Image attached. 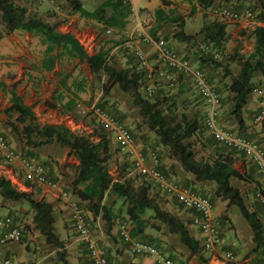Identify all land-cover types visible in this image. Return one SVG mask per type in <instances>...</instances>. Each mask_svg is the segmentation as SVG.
I'll return each mask as SVG.
<instances>
[{
  "label": "trees",
  "instance_id": "obj_1",
  "mask_svg": "<svg viewBox=\"0 0 264 264\" xmlns=\"http://www.w3.org/2000/svg\"><path fill=\"white\" fill-rule=\"evenodd\" d=\"M65 1L71 7L72 11L77 12L81 17L100 23L104 30L106 28L118 31L124 30L128 25L129 16L132 13L130 0H102L99 5L92 10L86 9L80 0ZM195 1L196 5L204 11L212 9L216 0ZM222 1L228 2L231 0ZM234 1L238 2L237 5L232 7L234 10L242 11L244 9H249L252 11L254 19L257 22L264 23V0ZM244 3H252V5H254L253 9L244 7ZM195 10L196 6L192 8V13H195ZM173 13V10L165 11L162 7L157 8L154 13L156 27L158 28L165 23L176 22L179 24L177 31L174 33V37L177 40L185 43H195L197 42V35L199 32L202 35V40L210 44L215 51L220 53L224 50V43L228 35L224 24L213 21L210 24L202 26L198 32L187 34L184 31L185 22L183 17L180 15L173 16ZM0 16L6 31L23 30L38 35L41 38L42 43L45 45V56L41 60V67L43 69L51 70L55 66L56 61L60 60L62 55H66L86 63L92 74L96 75L98 79L103 78L102 87L106 92L116 85L122 92L129 94L132 99V104L138 109V114L147 129L155 134L157 145L167 148L168 155L179 162L183 171L191 173L195 180L213 182V196L221 201H225L226 208L231 206L237 207L239 213L250 227L252 234L253 247L248 254L251 256L250 262L251 264H264V224L256 211L249 210L244 202L242 193L231 182L234 179L243 181L246 179L236 170L228 155L221 154L211 161L198 160L196 158L190 138L203 127L206 131L203 121L202 127L195 117L189 118L184 113H178L175 101L172 95H170L172 91L168 90L163 82L157 86L154 97L149 99L145 97L144 94V67L134 55L138 68H118L115 62L111 60L108 49L98 46L93 53H88L74 34L70 32H61L57 29V24H51L36 15H30L26 6L17 5L14 0H0ZM149 34L155 35V31L150 29ZM252 36L254 38L253 50L246 56H241L239 58L241 63L238 73L236 75H230L228 66H223L225 77L230 75L229 83L226 86L227 90L231 93L229 96V101L231 102L229 113L233 116L239 129L244 126L242 115L243 107L249 95L253 93V88L257 87L253 82L254 73L259 72L264 77V25L255 26L252 30ZM198 56L199 61H196L198 65H193L200 68L210 82V78L214 75L211 77V72L205 71V68L211 70L212 61L216 62L217 59L204 56L200 48L198 50ZM153 58L155 59L154 55ZM175 76L182 77L183 79L189 78L190 82L192 81L190 76H185L183 74H175ZM62 83L64 84V81H62ZM75 88L76 90H81L82 85L75 84ZM215 88L221 97L222 104L224 100L220 91L217 89L218 87L215 86ZM0 89H6V84L1 80ZM9 93L10 104L6 106L3 111L8 117H11L14 113L16 114L15 120L22 126L20 135L22 139L25 140L26 145L36 148L42 145L56 143L60 147L68 149L69 153L72 154L78 162L72 183V193L76 197L75 202L84 210L85 208L89 210L93 216L100 215L105 221L107 229L112 225V218H115L117 216L116 214L122 212L121 214H125L128 222L132 224L129 229V235L134 241H142L157 247V245L149 241L137 238L143 234L146 227H155L154 222H151V220H156L165 224L171 233L178 234L180 241L188 248L191 254H198L200 250H202L199 243L200 241L191 235L185 222L179 219L175 214L163 209L158 199L156 200V198L150 194L151 186L155 188L157 194L159 193L161 196H165V194L158 189L153 180L145 177L134 169L128 156L121 153L118 146L116 148L117 151L126 156L132 170H134L138 176L140 175L146 179L147 182L134 184L132 179L125 177L123 173L118 179L112 177L107 166V162L112 154L111 138L105 131L95 130V133L85 135L76 133L62 124L40 125L36 123L34 112L31 107L23 102L21 96L16 93L14 87L9 89ZM74 95L73 98H69L64 104L69 109L75 104ZM159 95L162 96V101L159 100ZM98 106L111 113L104 105L98 103ZM111 114L119 122L124 124L117 115L114 113ZM124 125L130 131L135 142L138 143L139 141L133 129L126 124ZM112 140H116V137L113 135ZM207 141H209L212 146L216 143L211 136ZM143 143L147 144L148 142ZM148 144H150L158 154L155 146L151 143ZM223 155L224 157H222ZM157 169H159L167 179L180 183L172 177L169 170L161 166V163L157 166ZM48 175L52 180L56 181V178L52 177L49 169ZM182 185L190 188V190L196 193L207 196L204 192L196 191L188 185ZM26 187L28 186L26 185ZM0 196L4 200L12 203H27L33 211L34 226L43 236L45 244L50 248L54 247L57 249L56 256L60 264H68L65 259L64 243L55 232V215L52 205L43 199L34 198L33 194L27 190L18 189L9 178L3 175H0ZM109 196L114 197V199L105 203V199ZM115 199H119L121 202L120 205L122 206L117 210L118 212L114 210ZM209 200L213 204L211 197H209ZM175 203L183 208L177 201H175ZM185 210L190 212L191 218L194 214H198L191 209ZM148 211H150V213L146 215ZM7 216L13 218L11 214H7ZM223 217L219 220L221 226L224 223L223 220L226 219L225 215ZM13 222L16 224V219L13 218ZM22 239L23 232L21 231V240ZM122 240L125 241L123 238ZM125 242L130 244L128 241ZM226 248L228 247L226 246ZM169 257L173 259L172 256L169 255ZM199 258L201 261L206 260L202 256ZM27 259L30 262L28 256Z\"/></svg>",
  "mask_w": 264,
  "mask_h": 264
},
{
  "label": "rangeland",
  "instance_id": "obj_2",
  "mask_svg": "<svg viewBox=\"0 0 264 264\" xmlns=\"http://www.w3.org/2000/svg\"><path fill=\"white\" fill-rule=\"evenodd\" d=\"M80 1L86 9L92 10L97 7L102 0ZM14 2L17 5L26 6L30 15H36L49 23H61L63 24L62 27H66L68 24L69 26L76 25V28L81 26V29L83 30L80 31L77 29L78 31H76V33L80 39V43L83 45L86 51L88 53H93L95 48L98 46L108 49L111 60L115 62L118 68H138V64L135 57L133 56L132 51L134 46L139 47L144 52L146 60L149 62V64H151V66L156 64L153 58L151 46L142 41L137 33L133 32L134 25L137 20H140L142 28L145 31L149 33L150 29L154 30L155 35L151 34L152 36L165 40L170 46L173 47L174 50H178L179 53L184 50H189L187 53L190 54L189 59L194 65H198L196 64V61H199V46L204 43L202 40V35L198 32L199 29L213 21L222 23L226 26L225 22L227 21L226 19L215 15L211 9L204 11L201 10L196 5L195 0H161V4H163V9L165 11L173 10V16L180 15L183 17L185 22L184 31L187 34H194L195 32H198L197 42H183V48L175 49L171 41L176 43L174 42V33L177 31L179 24L176 22H169L162 24L157 28L154 21V12L153 14H150L145 9H140L144 7L143 1L140 2L139 0H135V8L140 10L137 13L132 11L129 16L127 28L121 31L123 33L118 30H113V32L108 36L103 34L104 29L102 26L95 25L86 18L83 22L79 23L76 16L80 15L72 11L71 7L65 0H14ZM170 2L174 3V7L167 9L166 5ZM53 5L58 6L60 9L57 11L53 10ZM220 5H223L222 0H216L214 7ZM194 6H196V10L195 13H192V8ZM244 7L253 9L254 5H252V3H244ZM79 19L82 18L79 17ZM135 19L137 20L135 21ZM254 20H248V26L245 28L246 31L241 34V38H237L232 31H229L227 39L224 43V50L219 53V57L216 62L212 61V64L210 63L212 65L211 70H213V72H215L214 70L216 69H220L218 74H221L219 75L221 78H218V83H220V88L224 89V91L226 90V92V86L229 83V79H224L226 75L223 66H228L230 75H236L238 73L241 63L239 58L241 56H246L251 50H253L254 47V38L252 36V26H254L252 21ZM69 26L65 28V30H67ZM86 34H88L90 37L86 36ZM130 36L132 38H130ZM126 41H131L133 46L127 47L125 45ZM117 45L118 47L114 49V47ZM44 50L45 45L42 43L41 38L38 35H34L23 30H14L8 32L6 31L5 25L2 22L0 16V80L4 81L6 84L5 90L0 89V133L7 137L9 142L13 147H15L17 151L21 152L25 156L35 158L50 169H52L51 166H54L53 168L59 169V167L62 166L77 165L76 158L69 153L68 149L62 148L56 143L42 145L36 148L26 145L25 141L20 135L22 126L15 120L16 114L14 113L11 115V117H8L3 111L6 106L7 99L10 98V93L8 91L11 86H14L16 93L20 95L24 101H27L31 105L41 103V106L34 113L36 123L40 125L62 124L76 133H82L85 135L93 134L95 133V130L105 131L111 138L112 154L107 162V166L112 177L114 179H118L123 173L125 177L131 178L134 184L147 182L146 179L140 175L138 176L137 173L132 170V167L130 166L126 156L117 151L113 142L114 140H112V134L100 126L94 119L93 115L87 111V109H82V107L77 106V102L72 106L71 109L63 110L61 108L62 100L59 99V95L62 94L63 97L67 96L66 93H64L66 90L59 81L57 86L60 87L59 89L61 91L58 92L59 89H56V85L51 83L52 80L55 79V75L52 73V71L44 72L40 69V61L44 55ZM59 68L61 72L59 73L58 77L61 79L65 78L67 85L75 90L76 100L80 104L87 107L95 102L104 105L111 113L117 115V117L120 118L124 124L133 129L138 141L148 142L154 146H158L155 134L147 129L146 125L138 114V109L132 104V99L129 94L122 92L116 85L106 92L102 87L104 79H98L96 75L90 72L86 63L80 62L78 59L69 58L68 56L64 55L61 57ZM215 76H217V73L214 74L212 78H210V82L217 87V81H213ZM176 78L178 82L177 88L174 89L170 95H172L175 101L178 113H184L189 118L195 117L202 126V103L199 95L195 91L189 78L183 79L179 76ZM253 82L256 86H260L264 89V77L259 72L254 73ZM75 84H81L82 89L79 91L76 90ZM229 96L230 94L228 92L225 96H223L224 101L222 102V105L229 102ZM158 98L160 101H162L161 95H159ZM63 100L65 101L66 98ZM208 139H210V135H208L207 131L204 130V127L190 138L197 159L198 156H200L201 144H209L212 146L209 141H207ZM201 140H203V142ZM223 151H226V149L223 148ZM48 152H50V154ZM21 182L25 185V187L26 185L28 186L23 190L31 192L34 198H41L42 189L40 187H37L32 183H27L25 179L23 181L21 180ZM232 184L234 185V182ZM16 186L18 189H20L18 185ZM193 189L199 192H204L208 197H211L212 202L215 203L216 198L213 196L214 183H205L204 187L201 189ZM67 191L69 192L70 199L75 198L72 190L67 189ZM150 194L158 199L160 203H162V207H165L167 199H165L159 193L157 194L153 186H151ZM112 199H114V197L109 196L104 202L107 203ZM120 203L121 202L119 199H115V212H118L117 210L122 207ZM6 205L10 208H15L14 211L17 213V215L13 214L15 216H13V218L16 219L17 223L23 225V229L27 231L37 230L34 226L33 211L27 203H12L4 200L0 196V208L6 207ZM170 206L171 211L174 212L175 215L181 213V216H183L185 220L190 218V212L188 210H182L183 208L179 207L174 202H171ZM6 210V208L2 209L0 211V216H3V214L6 213ZM121 213L122 212H119V214L115 213L117 215L115 218L119 219V224L125 225L128 229L131 228L128 219H126ZM149 213L150 211H148L146 215ZM230 215L235 229L239 232V234L246 235L247 231H250V227L239 213L237 207H233ZM223 221L224 223L221 226L222 233L226 231L228 225L227 220ZM226 234L227 237L230 235L234 236L233 231H228ZM174 236V238H176L178 249L183 251L185 248L188 250V248L180 241L179 235L175 234ZM20 242L21 241L16 243ZM42 244L43 243H40V241H37V246ZM32 246L35 247L36 243ZM206 253L207 252L200 250L198 254H190L185 256L181 252L179 253V258L173 255L172 257L175 259L177 264H236L242 261L241 259L240 261L229 263L216 255L217 262L211 263L209 262V255ZM200 256L206 260L201 261L199 258Z\"/></svg>",
  "mask_w": 264,
  "mask_h": 264
},
{
  "label": "crops",
  "instance_id": "obj_3",
  "mask_svg": "<svg viewBox=\"0 0 264 264\" xmlns=\"http://www.w3.org/2000/svg\"><path fill=\"white\" fill-rule=\"evenodd\" d=\"M136 1H138V0H136ZM139 1L144 2L143 3L144 7L140 8V9H145L150 14L151 13L153 14V12L155 13V10L159 7L163 8V4H161V0H139ZM130 2L132 5V11L134 13L139 12L140 9L135 8V0H130ZM172 2H174V1H172ZM172 2H170L169 4L166 5L167 9H171L172 7H174L173 6L174 3H172ZM222 3H223V5H220V6H226L229 8H232L238 4V2H236L234 0H231L228 2L222 1ZM73 16H75V15H73ZM76 17H77V21L79 23L83 22L85 20L84 17H81V16H76ZM79 17H81L82 19H79ZM87 20L93 22L95 25L102 26L100 23H98L94 20H91V19H87ZM136 20L137 19H135V21ZM137 22H138V20H137ZM137 22H135V25L137 24ZM248 22H249L248 20H240V21H233V22H231L230 20H227L225 22V24H226L225 30H226L227 34L229 33V31H232L233 34L237 38H241V36H242L241 34L244 31H246L245 28L248 26ZM252 22L254 23V26H252V29H254L255 26H257V25H264V23H260V22H257L255 20ZM51 24H57V23H51ZM62 26H63V24H61V23L57 24V29L61 32H70V33L74 34L75 37L80 42V39L78 38L76 31H78L77 29H79L80 31L83 30V29H81V26H79L78 28L75 27L76 25L69 26V24L66 25V27H62ZM68 26H69V28L67 30H65V28H67ZM82 32H84V31H82ZM121 33H123V32H121ZM82 34H84V33H82ZM103 34H104V32H103ZM86 36L90 37L88 34H86ZM130 38H132V37L130 36ZM174 42H176V43H173L171 41V43L175 47V49L183 48V42L177 40L176 38H174ZM117 47H118V45L116 47H114V49ZM187 52H189V50H184L181 53L188 57V56H190V54ZM44 56H45V52H44L43 57ZM62 56H64V55H62ZM43 57H42V59H43ZM61 57H60V60H61ZM60 60L56 61L55 66L51 70L43 69L41 67V61H40V69L43 70L44 72L52 71V73L55 75V79L52 80L51 83H54L56 85V89L58 90L60 87L57 86V84H59V81H60V84L67 91V92L66 91L64 92V93H66L67 96L63 97L62 94H60L59 99L62 100L61 108L63 110H66V109L68 110L69 108H67L64 104L69 98H73V95L75 94V90L73 88H71L69 85H67V83L65 82V78L61 79L58 77L59 73L61 72L60 68H59ZM196 64H197V62H196ZM206 70H208V72L209 71L211 72V77L217 73V76H215L213 78V81L214 82L217 81L216 82L217 87H218L217 89L220 91L222 98H223V96H225L227 94V92L231 95V93L228 90L226 92V90L224 91V89L220 88V83H218V78H221V76H219L221 74H218L220 69L214 70L215 72L211 71L209 68H206ZM229 78H230V75L225 77L224 79L228 80ZM62 81H64V84L62 83ZM46 83H47V81H46ZM11 87H14V86H11ZM59 91H61V90L59 89L58 92ZM74 96H75V103L77 102L76 103L77 106L82 107V109H87V111H88V109L92 105L98 106V103H96V102L92 103L88 107L84 106L76 100V94ZM64 98H66L65 101L63 100ZM199 98H200V96H199ZM9 99L10 98L7 99L6 106H8L10 104ZM227 100H228V98H227ZM23 102L26 105L30 106L34 113L41 106V103H37L36 105H33V104L31 105L27 101L23 100ZM230 107H231L230 101L227 104H223V105L221 104L220 112H219V123H220V125L224 128L233 130L234 132H237L242 136L246 135L248 138H250V139L252 138L253 140L258 141L264 147V119L261 123L254 122V118H255L256 114L258 113V110H259V97L254 93H251L249 95L247 102H246V104L242 110V115H243V119H244V126L241 129H239L237 127L233 116L229 113ZM202 114H203V104H202ZM243 134H245V135H243ZM201 141L203 142V140H201ZM113 142H114L115 147L117 148L116 140H114ZM142 143H143V141L142 142L139 141L137 143V145L141 146ZM11 146H12V144H11ZM12 148L14 150H16L15 147L12 146ZM155 148L158 151L159 161L161 163V166L163 168L169 170L172 177L175 180H177L178 182H180L184 185H188L189 187L196 188V189H201L202 187H204L205 183H207V184L210 183V181H197L194 179V176L191 173H187V172L183 171L179 162H177L176 160H174L173 158H171L168 155L167 148L161 147V146H155ZM223 148L224 147L222 145H219L216 143L214 146H210L209 144H201L200 145V156H198V160L202 159L204 161H211L212 159L219 157L221 154L228 155L232 160L233 166L246 179L244 181L234 179L231 182L232 183L234 182V186H236L240 190V192L242 193V196L244 198V202H245L246 206L249 208V210L256 211L258 213V215L260 216L261 221L264 224V210H262V208L260 207L261 205L255 196V193L258 190L262 191L264 194V180L260 177V175L258 174L254 165L249 161V159L247 157H245L244 154L230 150V149H227V148H225L226 151H223ZM48 153L50 154V152H48ZM222 157H224V155ZM77 164H78V162H77ZM8 165H12V166H8ZM76 166H62V167H59V169L53 168L54 166H51L52 169L47 167L50 170L52 177L56 178V181L58 184V189H50V188H47L46 186H39L35 183H33V184L42 189L41 190L42 196L40 199L41 200L43 199L52 205V208L54 210V215H55V223H54L55 232L64 243L65 259H66L67 263L68 264H91V262L88 258V254H87L85 244L80 239V237L77 235L75 230L73 229V227L71 225V221H70V203L69 202L76 201V197L73 199L69 198L68 200H63L62 198L60 199V197H59L60 190H67V189L72 190V183H73L74 176H75ZM245 174L249 175V176H246ZM0 175H3L5 177L9 178L11 180V182L18 185L20 189L23 190L24 188H26L25 185L21 182V180L22 181L24 180V176H23V170H22L20 163L18 161H14L12 163H7L4 160L1 153H0ZM28 183H30V182H28ZM253 189H254V192H253ZM163 197L165 199H167V201H166L165 207H162V203L159 202L161 207L163 209L171 212L172 214H175L174 212L171 211V208H170L171 202L175 203V201L173 199L166 197V196H163ZM233 207H235V206H231V207L226 208V202L221 201L218 198H216L215 203H213V215L218 220H220V218L223 217L224 215L226 216L225 220H227L228 225H227L226 231L222 233L223 240H224L225 245L234 252L235 261H240L242 259V261L240 263H236V264H251V262H250L251 256L248 255L249 251L253 247L252 234L250 232L251 230L247 231L246 235L245 234L241 235L235 229V226L233 225V223L231 221V215H230V212L233 210ZM4 208H6L7 210H6V213H4L3 215H7V214H11L12 216H14L15 214L17 215V213L14 211V209H15L14 207L10 208L9 206L6 205V207H1L0 211ZM182 210H184V208ZM85 212H86L88 226H89L92 234L95 235V237L98 239L100 245L105 250V255H106V258L109 262H111L113 264H155L154 259L152 257L144 256V255H138V254L133 253L131 250V245L122 240V238L119 235V225H121V224H119L120 222H119L118 218L114 219V217H113L112 218V225L109 229H107V227H105V221L101 218L100 215L93 216L92 213L87 209L85 210ZM123 215L125 216V218H127L125 214H123ZM181 215H182L181 213L176 214V216L179 219H181L182 221L185 222V224L187 225L191 235L201 242L202 236H201L198 228L191 223V219H192L191 216L188 220L187 219L185 220L184 217ZM151 222H154L155 227H153V228L150 226L146 227L143 234H141L140 236L137 237L138 239L149 241V242L157 245L158 248H161L165 254L170 255V256L173 255L177 258L180 257L179 253H181V252L185 256H188L191 254L190 251L185 249V248L183 251L178 249V246L176 244V238H174L175 234L171 233L165 224H162L161 222H158L156 220L155 221L151 220ZM129 224L131 227L132 224L130 222H129ZM20 226L22 227L23 239L21 240L20 243H11V244H6V245H0V259L5 258V257H12V259L14 260V262L16 264H33L36 261H40L42 264H53V263L54 264H60V262L57 260V256H56L57 249L54 247L50 248L47 244H45L44 238L39 233L38 230L27 231V230L23 229L22 224H20ZM228 231H233L234 236L230 235L229 237H227L226 232H228ZM37 241H40V243H43V244L40 246L39 245L37 246ZM35 243H36V246L35 247L32 246ZM208 255H209L208 256L209 262H211V263L217 262L216 261L217 258H216L215 254H209L208 253ZM27 256L30 258V262L28 261Z\"/></svg>",
  "mask_w": 264,
  "mask_h": 264
},
{
  "label": "built area",
  "instance_id": "obj_4",
  "mask_svg": "<svg viewBox=\"0 0 264 264\" xmlns=\"http://www.w3.org/2000/svg\"><path fill=\"white\" fill-rule=\"evenodd\" d=\"M53 10L60 8L53 5ZM212 12L226 20L240 21L252 20L254 15L251 10L244 9L236 11L226 6L213 7ZM138 18L137 16H135ZM113 29L106 28L104 35H110ZM133 32L137 33L142 41L149 44L155 56L156 64H149L144 52L137 46L133 47V55L144 67V94L145 97L152 99L156 94L159 84H165L167 89L173 91L177 88L178 82L175 74H183L191 77L192 85L201 98L203 104L202 121L207 133L219 145L227 149L240 152L249 159L254 165L260 177L264 180V147L256 140L240 135L233 130L224 128L219 123V112L221 106V97L215 86L210 83L205 73L194 66L191 60L174 50L165 40L152 36L142 28L140 20L134 25ZM127 47H132L131 41H126ZM204 56L218 59L219 53L215 51L210 44L202 43L199 46ZM259 97V110L254 118V122L261 123L264 119V89L260 86L253 88L252 91ZM90 112L96 122L112 133L116 137L118 149L126 154L134 169L147 178L155 182L158 189L166 197L177 201L184 209H191L198 214L192 217V224L196 226L202 236L200 246L203 251L209 254H215L229 263L235 262V255L231 249L226 248L221 224L214 218L213 204L208 196L196 193L190 188L176 183L157 169L160 161L156 150L146 143L138 146L133 139L127 127L119 122L111 113L101 109L99 106L92 105ZM0 153L7 163L18 161L23 170L24 179L27 182L35 183L39 186H46L50 189H58L57 181L52 180L48 175L47 167L40 161L25 156L12 148L7 138L0 133ZM255 196L264 210V194L258 190ZM59 197L63 200L69 199V193L60 190ZM71 223L73 229L84 242L88 258L91 264H113L109 262L105 255V250L100 245L98 239L92 234L86 217L85 210L75 201H71ZM11 216H0V245L16 243L21 240L22 227L19 223L14 224ZM119 235L125 241L130 242L131 250L138 255L150 256L155 264H177L164 251L152 244L142 241H134L129 235V229L125 225H119ZM0 264H16L12 257L0 259ZM34 264H42L36 261Z\"/></svg>",
  "mask_w": 264,
  "mask_h": 264
},
{
  "label": "clouds",
  "instance_id": "obj_5",
  "mask_svg": "<svg viewBox=\"0 0 264 264\" xmlns=\"http://www.w3.org/2000/svg\"><path fill=\"white\" fill-rule=\"evenodd\" d=\"M200 243V242H199Z\"/></svg>",
  "mask_w": 264,
  "mask_h": 264
}]
</instances>
